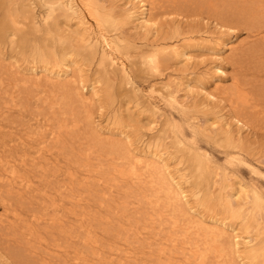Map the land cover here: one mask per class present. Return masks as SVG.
Instances as JSON below:
<instances>
[{
  "label": "bare ground",
  "instance_id": "6f19581e",
  "mask_svg": "<svg viewBox=\"0 0 264 264\" xmlns=\"http://www.w3.org/2000/svg\"><path fill=\"white\" fill-rule=\"evenodd\" d=\"M202 7L227 23L220 27L248 28L253 40L213 33L190 40L180 12ZM173 11L180 18L164 26L169 33L160 30L158 16ZM194 43L212 50L214 90L204 80L195 85ZM238 46L254 65L238 66L224 87L219 51ZM0 49L14 61L0 57V264H264L263 194L226 171L259 172L240 130L259 106L251 97L264 89V0H0ZM178 60L184 69L162 68ZM135 70L154 76L146 90ZM117 87L159 123L143 147L120 107L116 126L94 123L104 93ZM224 95L230 120L211 111ZM156 97L193 135L230 150L228 167L219 170L205 148L162 130ZM115 133L124 146L108 139ZM85 138L110 147L95 151Z\"/></svg>",
  "mask_w": 264,
  "mask_h": 264
},
{
  "label": "rangeland",
  "instance_id": "374dc122",
  "mask_svg": "<svg viewBox=\"0 0 264 264\" xmlns=\"http://www.w3.org/2000/svg\"><path fill=\"white\" fill-rule=\"evenodd\" d=\"M225 3H226L225 10L226 9L230 10V8H232L230 1H227ZM219 9H221V7ZM37 10H38L37 13L40 12V10H42L41 14H39L40 18L38 17L39 18L38 21H41V18H42L41 16H43L44 11L41 7H39ZM177 12L179 11L164 13L158 16L159 22H164V24L161 25L162 27L161 26H160L161 28L159 27L160 30L167 31L169 33V29L165 27H168L167 22H169L171 18L178 17ZM180 13L183 17L180 18L179 16L178 18H180V21L182 22V24L179 23L178 25L179 26L181 25V27H183L182 30H185L186 33L189 34L188 38L190 40H193V41L197 40L198 38H196V36L198 37V35H200L201 33H210V34L213 33V35L215 36H218L221 34L222 36L221 35L220 36L223 37V39H226L228 36L233 34V37L234 35H236L235 37H237L235 40H239V41L253 40L251 30L244 27L243 25H233V26L231 25V29L229 30L225 27L224 28L220 27L218 22H220L219 20H222V19H215L216 17L214 18V16L210 14V11H208L204 7H202L200 11L182 10ZM59 20H61V18ZM172 21H174L175 23L177 22L174 19ZM172 21H170L169 23L170 27L175 25V23H173ZM220 29L223 30L224 32H220ZM168 41H171V39H168ZM248 44L249 43H247V45ZM192 48L193 49H191V52L194 55L193 60L195 63L192 64V67H190V69H194V71L192 72V76L195 78V85L200 86V83H197L196 80H204L205 82L203 86L208 90H214V83L211 80L212 79L211 75L213 76V73L210 72V70H208V67L210 66V64H208V61L209 59L212 60L210 58L212 57V54H211L212 50L211 49L205 50V48L202 49V47L199 44L193 45ZM0 51L2 52V53L0 52L1 59H5L7 61H10L11 63L14 62L13 59H11V55H8V52H6L5 49L4 50L0 49ZM244 54L245 53L243 51V46H238L237 48H224L219 51V55L221 56L222 63L224 65L223 68L225 69V75H222L223 80H221L224 87H229L230 85H232L231 84L232 77L233 76L235 77V75H237L236 72H238V66H241L243 64L245 66L252 67L251 65H254L252 63L251 65L249 64L248 62L249 59H247L246 58L247 56H245ZM261 57L256 55V58H260V60H262ZM131 58H135V56H131ZM241 58L243 59L241 60ZM184 62L185 61L183 60H178V62H176L177 64L175 63L173 65H169L168 63L166 65H162V68L170 69L176 66V68L178 69H184ZM262 63L263 62L260 61L257 64L262 65ZM17 64H19L20 66H18V68L16 69H19L20 72L19 71L18 72L21 74V72H23V68L26 67L25 61L23 59H19ZM92 65L89 67L85 65V68L89 69L92 67ZM14 68L15 67H13V69ZM168 69H166L165 71H167ZM89 70H92V69H89ZM151 75L152 74L144 75L135 70V73L133 74V79L135 80L136 84H138L139 86L145 89L150 84V81L154 79V76H151ZM261 82L264 83V80ZM117 84L118 83L115 82L113 86H117ZM115 89H116L115 91L114 90L110 91L111 94H109V96H107V92L104 93L105 94V98L103 97L104 106L99 107L98 109L94 111V116H95L94 123L98 124V126H101L103 128L116 126V118H117L116 116L118 115L116 113H117L118 108L120 107L121 109H123V116H124L123 119L125 120V122L131 125L133 129H137L140 132L139 136H137L138 134L135 135L136 137L135 139L137 141L136 144L138 146L143 147L145 143L147 144L149 136L152 133L156 132L157 128H159V125H158L159 123L156 125L157 127L156 126L154 127L153 124L149 123L150 122L149 118H151L149 115L150 112L145 111L144 109L146 108L142 106V104L145 102L141 101L139 105L135 107L134 106L135 103H133L134 100H132V98L130 97L131 96L130 92H128L127 90L125 91V89L123 90L122 88L120 89V87H117ZM195 98L197 99V101H200V102L204 101V97L201 94L195 95ZM160 99L161 98H158V97L154 98V100H156L158 105L160 106V110H162V112L164 113V114H161L163 116L159 117L161 122H165L164 124H162V126H160V128L168 132L170 130H175L177 131V134L180 135L181 137H185L187 138V140L189 139L193 140V144L195 146L198 145V146H201L202 148H205L207 154H209L210 156L211 165H218L219 170L223 171L225 167H228V163H230L229 161L230 159H228L229 158L228 152H230V150H228L225 153L226 147H223L217 144L215 145L212 142L208 143L202 137L198 135H193L194 133L193 130L187 126V123L185 122V120H183L182 116L177 111H175L172 107H170L169 105H167L164 101H161ZM251 101L258 102L259 106L256 108V110L248 109L250 110V114L249 116H246L245 118L247 119L249 128L247 129L243 128L244 130L241 129L240 134L241 136H243V138L248 143L247 145H251L252 147V153H248V155H246L247 158L253 161L252 163L254 166H256L257 171L264 173V89L257 96L251 97ZM214 104H216L215 108L211 107V111L215 109L216 110L221 109L222 111L226 112V117L230 120V116L228 112L233 110L232 102L225 97V99L218 101L217 103H214ZM206 107H209V106H206ZM201 110L202 111L200 115L201 114L203 115L202 112L204 111V109H201ZM166 118H169V121ZM232 126H234V124ZM114 131L117 132V129H115ZM127 131H129V126L127 127ZM246 135H248V138ZM121 138L122 137L119 134L115 133L111 135L108 139L114 140L116 144H119L120 147H122L124 146V141ZM88 140H89L88 138H85L84 141H88ZM169 140L170 139H167L166 141H169ZM89 142H91L90 144L92 145L91 149L95 151H100V149H102L101 152L103 153H106V150L104 149L105 146L110 147L94 139L89 140ZM82 146L83 147L89 146V143L84 144ZM93 150L91 151L94 153ZM226 171L231 181L244 183L246 184V188H249L251 186H256V188L261 191L264 197V177L258 174L259 172L257 173L256 171L251 170L249 167L244 166V165H238L232 168L231 170L229 167V169ZM1 209H2V205L0 204V211Z\"/></svg>",
  "mask_w": 264,
  "mask_h": 264
}]
</instances>
